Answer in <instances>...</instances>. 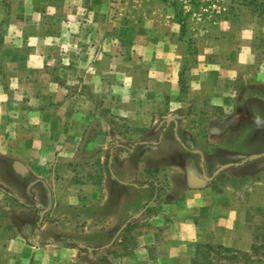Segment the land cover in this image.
I'll return each mask as SVG.
<instances>
[{"label":"crops","instance_id":"crops-1","mask_svg":"<svg viewBox=\"0 0 264 264\" xmlns=\"http://www.w3.org/2000/svg\"><path fill=\"white\" fill-rule=\"evenodd\" d=\"M158 3L0 0V254L7 263H76L79 248L68 236L79 224L108 230L110 207L123 219L105 246L112 244L165 196L168 168L191 185L163 207L188 217L187 238L213 233L225 248L245 242L241 194L264 190L254 173L264 156L248 159L264 154L249 146L264 133L250 123L253 108L264 116V43L226 20L210 29L200 14L179 22L169 3ZM194 107L201 123L206 109L218 114L199 126L213 135L208 143L193 135ZM130 206L135 214L125 220Z\"/></svg>","mask_w":264,"mask_h":264},{"label":"rangeland","instance_id":"rangeland-1","mask_svg":"<svg viewBox=\"0 0 264 264\" xmlns=\"http://www.w3.org/2000/svg\"><path fill=\"white\" fill-rule=\"evenodd\" d=\"M165 3H169L173 8L175 19L179 22L200 14L205 19L202 23L204 28L210 29L214 22L226 20L237 31H242L243 34L251 31L260 43H264V0H159L158 8H165ZM189 26L195 28V23L191 20ZM190 40L192 44H195L196 38ZM179 48L181 49L182 46L179 45ZM193 59L196 61V58ZM193 112L195 118H192L190 122L191 125L194 124L191 128L194 130L193 135L197 138L202 137L201 139L208 143L213 139V135L206 134V130H202L203 128L199 126L204 120L207 121L211 114H214L213 116L218 114L211 109H206L202 113L204 117L201 123L199 120L202 118H198V108L194 107ZM261 112L259 107L253 108L254 114L250 123L252 122L254 130L259 127L264 130V116ZM261 136L264 138V133L255 134L253 143H249L250 151L264 152V140L257 139ZM261 161L258 168L255 166L254 173L264 182V158ZM166 171L167 175L162 178L161 186L165 196L154 204L152 212L137 219L130 230L120 233L112 244L105 246L112 241L123 224L122 218L118 219L113 215L112 207H110L109 215L105 217L113 221V226L108 230L104 229L103 232L99 229L90 230L79 224L78 229L68 236L72 239V245L79 248L77 261L73 264H264V190L255 188L253 193H248L247 197L244 193L241 194L246 206L245 209H241L242 214L237 215V218L245 222L246 236L244 234L242 237L245 242L224 250L217 248V244L213 242V233L207 234L202 241L187 238L185 235L189 231L186 222L188 217L183 216L179 209L177 212L168 213L163 210L164 201L179 200L185 197L187 189L191 188L186 175L181 174L177 169L168 168ZM213 171L214 169H210V174ZM196 174H201L198 168H196ZM153 194L154 189L142 193L139 199L141 202L137 204L140 209L151 201ZM131 198L126 197L124 203L131 204L133 201ZM187 200H193L196 203L198 198L191 196ZM131 207L127 208L125 215L122 214L125 220L135 214ZM175 221L179 224L171 227ZM80 243L83 247L79 246ZM88 248L96 250L91 253ZM5 258L7 256L0 254V264H9Z\"/></svg>","mask_w":264,"mask_h":264},{"label":"water","instance_id":"water-1","mask_svg":"<svg viewBox=\"0 0 264 264\" xmlns=\"http://www.w3.org/2000/svg\"><path fill=\"white\" fill-rule=\"evenodd\" d=\"M261 156H264V154L253 155V156L249 157L248 159H255V158H258V157H261ZM244 161H246V160H244ZM230 165H231V164H226V165L221 166V167L215 172V174L219 173L222 169H224V168H226V167H229ZM204 177H205V179H207V180L210 179L209 177H206V176H204ZM137 216H138V215H137ZM124 226H125V225H124Z\"/></svg>","mask_w":264,"mask_h":264},{"label":"trees","instance_id":"trees-1","mask_svg":"<svg viewBox=\"0 0 264 264\" xmlns=\"http://www.w3.org/2000/svg\"><path fill=\"white\" fill-rule=\"evenodd\" d=\"M217 248L224 249V250H228L227 248H224L223 246H217Z\"/></svg>","mask_w":264,"mask_h":264}]
</instances>
